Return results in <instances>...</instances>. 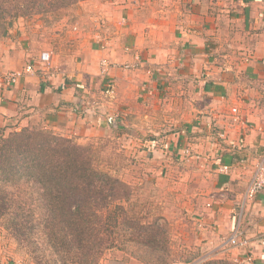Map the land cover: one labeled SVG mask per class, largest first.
Here are the masks:
<instances>
[{
  "label": "crops",
  "instance_id": "1",
  "mask_svg": "<svg viewBox=\"0 0 264 264\" xmlns=\"http://www.w3.org/2000/svg\"><path fill=\"white\" fill-rule=\"evenodd\" d=\"M231 2L226 9L210 10L208 1L194 0L169 30L152 21L145 29L139 0H85L64 11L63 18L83 19L92 17L88 11L94 15L106 8L99 13L107 29L81 36L83 50L74 60L52 59L51 76L42 69L43 75L24 73L14 84L0 78V132L43 122L74 133H109L106 113H118V123L126 121L122 132L133 129L139 138L173 126L167 149L211 168L215 190L223 198L214 202L205 220L214 229L213 242L228 241L239 229L248 244L229 247L231 256L243 264H264V190L236 213L256 165L264 161V0ZM124 17L128 25L122 26ZM26 38L20 37L15 53L3 50L4 71L37 64L42 52L29 48ZM103 58L116 65L106 75ZM155 68L160 73L152 75ZM111 77L115 100L109 102L103 94L101 112L79 115L76 108L103 91ZM143 82L148 90H139ZM162 105L173 106V116L157 111ZM162 120L166 122L160 126Z\"/></svg>",
  "mask_w": 264,
  "mask_h": 264
},
{
  "label": "rangeland",
  "instance_id": "2",
  "mask_svg": "<svg viewBox=\"0 0 264 264\" xmlns=\"http://www.w3.org/2000/svg\"><path fill=\"white\" fill-rule=\"evenodd\" d=\"M139 1L143 2L141 5H143L144 14L146 15L145 29L150 27L147 22L152 21L159 25L162 24L166 30H169L172 23L175 24L176 18L182 17V10L191 9L194 2V0ZM205 1L209 2L210 10L226 9L232 3V0H202V2ZM99 9H101L100 12L106 10V8H98L97 12L94 11V15L88 11L94 19L92 17L82 19L77 16L73 18L61 17V19L53 22L51 21L52 15L48 17V20L35 15L14 20L9 33L0 39V78L7 84H14L19 80L16 82L5 80V76L14 71H4L6 67L1 65V56L3 57L5 54L3 50L6 49H9L11 53H15L16 47H21L20 37L22 39L23 37L29 38L25 39L27 43L30 42L29 48L42 52L37 58L40 61L36 60L37 64H33L35 68L38 67L34 73L39 72L42 74L43 69V74L53 75L52 59H54V62H56L55 60L64 62L70 58L74 60L73 58L81 54L83 50L84 41L81 40V36L89 30H92L93 33H98L103 28V31H106L107 28L103 25L104 22ZM124 18L126 19V17ZM134 19H137V17H134ZM121 22L123 23L122 26L128 25L127 19L126 22ZM119 24L121 23L119 22ZM43 53L49 57L47 61L42 60ZM104 68L103 66L102 73ZM149 72L155 75L160 73V68H155L154 71L150 70ZM106 80V88L103 91L100 90L96 95L99 96L101 94L100 97L87 98L82 101V105L76 108L79 115L83 117H85V114L93 116L97 112H101L103 94L107 95L109 102L115 100V82L112 77ZM148 88L144 82L139 85V90L145 91ZM162 107V109L157 111L164 112V114L170 112L168 116H173V111H171L173 106L162 105ZM140 114L144 118L141 112L138 113V116ZM109 115L113 114L106 113L104 116L111 128L109 133H107L108 131H101L95 135H86L80 131L74 133L73 131H67L68 128L66 130V127L61 130L59 128L55 129L44 125L43 122L24 127L44 128L55 134L72 138L83 145H92V148L98 152V165L132 186L134 195L132 198L133 205L130 207L131 214H135L139 218L145 216V218L148 217L151 220L159 218V221L167 227V236L165 240L162 238L161 242L168 248L166 255L170 256L169 264H206L211 260L218 259L227 261V264L230 262L243 264L232 257V253L229 251V247L236 246L230 241L232 235L228 238V241L223 239L220 244L214 243V229H208L205 221L206 217L212 212L214 202L218 201V199H223L218 195L219 192L215 190L214 172L212 169L202 165L198 158L184 154H182V157L181 154L177 157L174 156L175 153H170V150L166 147V142L168 141L167 135L174 131L173 126H170V128L168 126L167 129L166 126H162L164 131L152 133L150 136L148 133L144 137L139 138L135 135L133 129H126L125 133L122 132L121 128H124L126 121L120 125L118 122H121V118L118 113L114 114L118 115L116 125L110 124L108 121ZM139 119L136 120L138 121ZM128 120L132 121V118L128 117ZM165 122V120H162L159 125L161 126ZM138 123L142 125L141 122L138 121ZM144 124L146 125V122ZM140 129L145 130L146 128L141 126ZM142 130L138 132L142 133ZM10 131L11 129H6L4 132H0V135H7ZM186 154H190V151ZM17 192H20L21 196L25 195V199L29 198V202H32L31 198L36 191L33 184L27 186V184L23 183L22 191ZM246 202L247 200L243 195V198L237 203L236 213L244 210ZM110 209L112 210L113 207ZM8 231L0 224V264H38L35 255L32 254L30 249L18 244ZM127 246L136 247L135 244L130 242H127ZM100 264L161 263L157 261L143 262L124 251L113 249L104 253Z\"/></svg>",
  "mask_w": 264,
  "mask_h": 264
},
{
  "label": "trees",
  "instance_id": "3",
  "mask_svg": "<svg viewBox=\"0 0 264 264\" xmlns=\"http://www.w3.org/2000/svg\"><path fill=\"white\" fill-rule=\"evenodd\" d=\"M82 1L0 0V39L14 20L52 15L54 22ZM92 147L44 128L0 135V224L30 249L38 264H100L113 249L143 262L169 264L168 248L161 242L167 227L159 218L131 214L132 186L99 166ZM23 183L34 185L32 202L17 192Z\"/></svg>",
  "mask_w": 264,
  "mask_h": 264
},
{
  "label": "built area",
  "instance_id": "4",
  "mask_svg": "<svg viewBox=\"0 0 264 264\" xmlns=\"http://www.w3.org/2000/svg\"><path fill=\"white\" fill-rule=\"evenodd\" d=\"M49 59L48 56L42 54V60L47 61ZM34 63H28L25 65L26 67L22 70L11 72L9 75L5 76V80L8 82H16L24 73H34L38 67H34ZM102 64L105 67L103 69V73L106 75L109 73V70L111 67H115V63L113 64L109 59L104 58L102 60ZM109 90V89H108ZM89 108V107H88ZM88 110V109H87ZM233 113H237V108H233ZM116 115H109L108 121L110 124H116ZM223 170L227 171L228 166H223ZM264 190V161H261L257 164L256 170L253 174V177L249 183V186L245 193V199H252L255 197V195L261 191ZM230 241L233 245H239V246H247L248 242L245 238L242 237V232L239 229H236L235 232L232 234Z\"/></svg>",
  "mask_w": 264,
  "mask_h": 264
}]
</instances>
